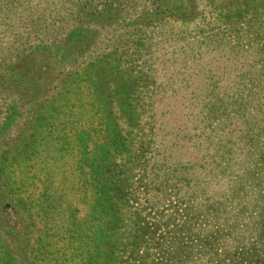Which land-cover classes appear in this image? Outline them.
<instances>
[{
    "label": "rangeland",
    "instance_id": "1",
    "mask_svg": "<svg viewBox=\"0 0 264 264\" xmlns=\"http://www.w3.org/2000/svg\"><path fill=\"white\" fill-rule=\"evenodd\" d=\"M123 1H18L15 12H0V54L9 52L2 59L3 66L11 64V57L13 61L23 60L24 64L41 60L35 55L28 57V53L45 49L52 32L65 26L70 16L81 14L86 6L99 9ZM137 1L143 4L147 0ZM79 7L83 9L80 11ZM26 8L28 12L24 13ZM205 25L203 20L198 26L170 19L167 26L157 27L150 37L147 54L132 63L142 73H147L151 66L153 75L148 74L153 78L152 94H156L153 101L145 98L137 102L133 119L128 113L125 118L109 116L106 120V111L116 108L114 102L106 107L98 97L97 86L96 93L91 92L85 84L69 77V73L89 65L88 53L83 50L82 55L74 57L76 63L69 66V71L65 65L52 69L51 65L41 63L33 79L27 76L41 88L20 101L21 113L14 123L17 126L0 143L22 137V129L26 130L33 120L35 108L28 106L29 101L45 103V114L50 116L54 111L53 115L67 129L59 133L58 139L47 136L50 146H44L43 139L38 141L36 158L9 168V179L24 175L25 180H30L32 173L40 176V169L41 174L48 173L52 194L60 199L51 201V210L44 213L46 217L28 221L23 202L35 199L31 195L34 191L29 194L31 187L23 196L15 191L5 192L7 198L0 199V214L17 234L8 243L18 245L29 264H93L106 223L101 219L102 208L95 207L97 211L90 215L95 197L92 187L75 186L78 179L90 175L91 170L82 160L90 156L91 147L82 149L81 161L74 155L80 148L77 130L95 128L100 129L98 143L110 144L115 130L121 134L120 149L113 147L104 166V172L114 182L122 217V223L109 231L114 235L112 264H264V63L252 59L254 50L247 47L248 40L238 54L228 50L233 42L213 49L211 31ZM6 32L10 33L4 35ZM16 37L26 41H16ZM109 44L101 38L95 46L102 52ZM261 56L264 61L262 52ZM128 66L124 70L129 71ZM218 66L241 68L252 76L256 98L252 101L253 109L237 114L227 111L214 128L212 117L198 114L200 101L209 91L197 95L200 105L195 110L192 90L200 89V85L196 86L205 80L220 83L217 75H207L210 68ZM199 69L205 75L197 83L202 77ZM142 87V93L137 91L139 95L144 93ZM0 91L4 94L1 86ZM1 96L0 123L8 114ZM112 116L118 113L114 110ZM48 128L51 132L59 131L54 119ZM40 144L45 151H38ZM70 145L74 146L73 152H66ZM19 166L25 167L26 172ZM17 195L22 197L20 203ZM31 203L29 212H35Z\"/></svg>",
    "mask_w": 264,
    "mask_h": 264
},
{
    "label": "trees",
    "instance_id": "2",
    "mask_svg": "<svg viewBox=\"0 0 264 264\" xmlns=\"http://www.w3.org/2000/svg\"><path fill=\"white\" fill-rule=\"evenodd\" d=\"M18 1L20 0H11L5 4L2 3L3 0H0V12L3 10L15 12L19 6ZM86 4L88 3L86 2ZM82 9L83 7L78 8L80 11ZM24 11V13H27L28 9L26 8ZM13 19L17 21V17ZM170 19L183 25L194 22L198 26L203 20L207 29L211 31L213 49H219L221 44L226 47L233 42L228 50L238 54L242 49L240 46H243L248 40L247 47L254 50L252 59L261 60L260 63H264L261 56V52L264 54V0H147L143 4L137 0H125L106 4L99 9L95 6H86L81 14L70 16L69 22L65 26H61L62 28L57 32H52V36L48 40L49 43H45L43 46L45 49H34L28 53V57L35 55L39 59L42 58L41 60H31L29 63L24 64L23 60L13 61L11 57L9 62L11 64L4 67L2 59L9 52L0 54V86L4 90V94L1 91L0 94L5 103L6 112H8L3 119L4 121L0 123V137H2L0 141H4L7 133L12 131V127L17 126L14 123L18 119L17 115L21 113L20 101L32 97L37 91V87L41 88L36 86V82H32L37 70H40V64L51 65L52 69L65 65L64 68L68 69L70 65L76 63L74 57L82 55L80 50L88 53L89 65L84 69L82 68V71L76 70L75 73H69V77L85 84L91 92H94L97 86L98 97L102 98L106 107H111L108 103L114 102L116 108L110 110L111 112L106 111V120L109 116L110 119L112 117L125 118L128 113L131 114L128 117L133 119L137 102L141 99L145 100V98L152 100L156 92L152 94L154 85L153 78L150 77V74L153 75L151 66L147 68V73H142L141 69H137V65L132 63L147 54L150 37L155 35L157 27L167 26ZM8 26L9 24H7V28ZM217 28L218 30H216ZM8 33L10 32H6L4 35ZM101 38L110 42L102 52L95 46ZM15 39L16 41H26L20 37ZM93 47L95 48L93 49ZM127 65H129V71L124 70ZM237 69L236 67H232L231 70L227 67L221 69L218 66L213 70L212 67L210 71H207V75L209 74V77L210 74L217 75L221 82L219 83L218 80H205L204 84L196 86L200 85V89L196 91V88H193L194 90H192L195 94L192 99L196 100L195 110L201 102L198 114L203 118L209 119V117H212L214 128L218 118H221L227 111L237 114L240 111H248L254 108V102L252 101L256 98V93L253 91L250 79L252 76H247L241 68ZM199 70L202 72V77L197 80V83H200L199 81L205 75L203 69ZM27 76H31L32 79H27ZM180 85L183 86L184 84ZM32 86H34V89H32ZM141 86H143L144 93L139 95V93H142L139 88ZM205 91H209V93L197 104V101H199L197 95ZM192 104L193 101L190 105ZM28 106L35 108L32 111L33 120L26 130L25 128L22 129L24 131L22 137L16 138L14 141L7 140L0 143V199L3 201L4 198H7L5 192L11 194L15 191L19 193L18 195L23 196L31 187L29 194L34 191L31 195L35 199L30 202H23V210L28 212L27 219L31 221L36 217H46L44 213L51 210V201L54 202L53 200L60 198L52 194L53 188L50 185L52 180L46 171L41 174L43 170L40 169V176L32 173L28 177L33 180L30 182V180H25L26 176L24 175L19 177L13 175L9 179V174L12 173L9 168L20 161H31V159L36 158L35 148L39 147L38 141L43 139L46 141L44 146H50L52 145L50 139H58L59 133L67 129L53 115L54 111L50 116L45 114L47 111L44 108L45 103L35 104L33 101H29ZM54 110L56 109L54 108ZM114 110L118 113V116H112ZM51 119L56 121L59 131H49L51 128H48V125ZM103 124L105 122H101V125ZM118 131L115 130V139L110 144L97 142L100 129L95 128L92 131L80 129L77 130L75 135L80 146L77 150L78 154L74 155L75 159L81 161L84 155L82 149L86 150V148L91 147L88 149L90 150L88 152L90 156L82 160L91 170L90 177L78 179L75 186H77V189L85 186L92 187L95 197L90 207V215L97 211L95 207L102 208L100 211L103 213L101 219L106 223V229L103 230L106 233L101 234L97 242L93 264H112L115 246L113 244L114 235L109 231L117 228L122 223V217L119 215L120 204L114 182L104 172V166L111 157L113 147L120 149L122 142L119 141L121 134ZM63 134L60 136L62 137ZM112 134H114V129ZM47 136H50L48 141ZM71 145L66 152L68 150L73 152L74 146ZM38 151L43 152L45 148L41 147L40 144ZM65 155L68 156L67 153ZM45 156L49 157V154L46 153ZM19 167L23 171L26 169L22 166ZM37 186H39L38 189ZM76 191V193H81V190ZM21 196H18L19 203L22 199ZM29 203L36 207L35 212H29L31 208ZM16 238L15 230L7 224L3 215L0 214V264H29L25 254L17 248L18 245L11 246L8 243V241H14ZM56 264H61V261Z\"/></svg>",
    "mask_w": 264,
    "mask_h": 264
}]
</instances>
